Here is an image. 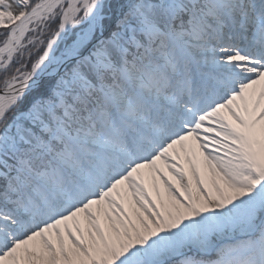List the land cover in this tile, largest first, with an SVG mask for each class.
Masks as SVG:
<instances>
[{
    "label": "snow or ice",
    "instance_id": "obj_1",
    "mask_svg": "<svg viewBox=\"0 0 264 264\" xmlns=\"http://www.w3.org/2000/svg\"><path fill=\"white\" fill-rule=\"evenodd\" d=\"M0 264H264V0H0Z\"/></svg>",
    "mask_w": 264,
    "mask_h": 264
}]
</instances>
